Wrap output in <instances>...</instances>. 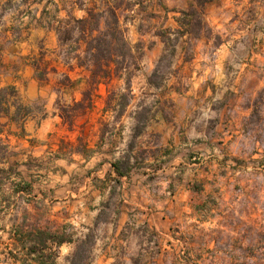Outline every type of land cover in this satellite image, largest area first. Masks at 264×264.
I'll return each instance as SVG.
<instances>
[{
    "label": "rangeland",
    "instance_id": "1",
    "mask_svg": "<svg viewBox=\"0 0 264 264\" xmlns=\"http://www.w3.org/2000/svg\"><path fill=\"white\" fill-rule=\"evenodd\" d=\"M49 1L0 0V40L12 45L7 49L0 46V91L7 88L12 94L7 97L8 104L11 106V116L16 115L19 106H22L21 116H25V119L14 122L10 127V132L16 134L10 135L13 153L10 162L19 163L18 172H21L24 179L33 186L31 196H28L27 192L15 193L9 188L0 190V209L9 202H12V208L14 205L18 207L17 201L29 199L31 212L27 213L38 220L41 213L38 208L32 207L37 191L42 200L52 205L53 220L57 219L55 214L61 212L62 208L58 199L53 203V200L49 199V193L38 189L37 185L45 180L52 182L53 178L60 175L67 176L68 168L74 164L79 165L80 160H84L85 164L89 162V156L100 143L101 137L103 135L105 137L110 131L109 123L114 122L112 112H103L108 95L112 92L119 93L121 88H125V81L117 77L107 84H101L97 90H94V94L98 95L95 110L77 116L73 127L63 121L59 116L62 108L65 107L60 103L61 98L67 97V100H71L67 106L82 100V93L89 88L90 73L85 69L70 67L59 58L57 56L59 41L56 32L47 34L39 27L41 22L39 20L43 17ZM56 1L60 3V0ZM140 1L142 3V0L132 2ZM189 2L190 0H167V3L165 0H144L143 6L135 5L129 12L120 11L121 23L126 28L127 37L134 47L139 68L134 72L131 80L132 95L126 92L131 97L130 104L121 120L114 123L120 124L121 121L129 118L135 119L137 113L140 114L138 117L141 124L138 128L142 130L136 131V123L133 129V140L128 144L130 152L135 151L138 145L144 144V137L149 133L151 142L162 145V147L151 149L145 146L136 159L137 168L143 167L144 159L151 155L158 161L156 171H159L161 166L170 163L180 151H183L187 139L181 135L183 129L175 132V139H173L174 121L188 112L187 101L193 99V91L197 96L202 89L209 96L214 94L216 86L209 79L210 77L218 78L214 76V73L225 76L236 73L235 87L225 94V101L218 105L221 111H226L237 97H244L241 112L247 116L249 123L264 122V116H262L264 112V23L258 20L259 13L264 11V4L261 0H212L204 7L210 31L203 34L201 39L193 42L192 45L180 44L175 58H172L170 53L165 52V45L157 34L165 28H177L176 19L180 16L178 12L186 10ZM76 15L81 17L83 13L77 11ZM228 25H234V30L229 31ZM209 44L217 54L215 66L206 51ZM17 45L22 47L18 48ZM70 45L73 44L70 43ZM42 53H46V64L42 69L49 73L47 83L39 80V73L32 65L35 59H40ZM173 64L176 65L175 69H172ZM169 75L172 77L171 82H169ZM66 76L71 79V83ZM180 78L191 81L187 89H184ZM60 82L63 85H60ZM166 83L167 87H165ZM205 85L208 87L205 88ZM241 85L244 86L243 91ZM145 89L155 90L154 94L158 93L159 98L153 105H146L145 100L141 99L145 96ZM130 109H135L134 116ZM212 110L217 111V106H213ZM158 116L159 119H157ZM8 120L5 118L3 122ZM153 122H155V130H153ZM210 126L222 130L221 138L217 140V143L224 144L233 139L231 134L223 135V132L228 131L224 127V121L210 122ZM113 134L119 135V133ZM195 143L200 145L201 141L197 140ZM202 155L199 151H190L187 163L199 165ZM253 160L260 161L264 165L259 151L253 154ZM56 161L61 163L56 164ZM112 163L102 160L96 168L87 173L88 182H93L92 174L98 170L95 177L97 183L94 187L104 186L98 183L101 177L105 182H114L117 185L118 177L113 171ZM243 163L236 164V167H242ZM132 173L133 168L128 177L120 179L121 183L118 186L127 187L132 179ZM142 175H148V173L145 172ZM154 179V176H149V180ZM13 180L18 178L13 177ZM136 181L138 184L144 183L139 172ZM231 183L235 185L233 191H239L240 185L235 183V178ZM5 190L10 195L6 196ZM86 190V185H82L80 191ZM201 191V185L197 184L193 187V192L198 194ZM49 192L55 198L56 189H49ZM172 195L175 197L176 193L173 192ZM191 198L189 193L182 195L185 203ZM68 199L74 205L79 199V192L69 188ZM225 199L230 200L231 196L227 195ZM172 203V201L161 203L159 208L161 215L156 217L152 213L151 206H146L141 201L139 193L135 191L128 193L127 198L120 201L121 210L117 212V216L121 221V227L116 235H123V229L126 226L124 221L128 219L130 210L135 209L142 213L145 235L149 242L155 245L154 251L148 255L146 264H165L164 257L169 253L177 255L182 252L183 255L180 258L183 260L193 249L200 248L207 240L204 255L196 256L197 261H202L205 256H211L213 252L219 251L217 246L222 239L221 234H230L237 240L240 238V233L236 227L232 226L231 219L213 211L216 202L211 199L205 202L199 197L194 209L196 215H191L192 207H187L185 214L190 216L192 226L202 229L207 235L205 237L199 233L182 234L181 228L175 226L174 218L166 212ZM107 206L111 207V204ZM242 219L243 225L247 226L252 235L264 240V208L244 212ZM0 231L8 235V239L14 244L15 239L8 230L0 228ZM13 244L12 246L15 247ZM84 254L85 259L80 264H91L87 249ZM7 255L10 264H16L17 260L10 255V251ZM91 259L93 260V257ZM99 260L96 264H115L114 258L110 255H107L106 259ZM173 264H178V261L173 259ZM184 264H190V261L184 260Z\"/></svg>",
    "mask_w": 264,
    "mask_h": 264
},
{
    "label": "clouds",
    "instance_id": "2",
    "mask_svg": "<svg viewBox=\"0 0 264 264\" xmlns=\"http://www.w3.org/2000/svg\"><path fill=\"white\" fill-rule=\"evenodd\" d=\"M165 2L167 3V0ZM261 3L264 4V0H261ZM258 20L264 23V11L259 13ZM227 27L229 31L234 30V25ZM0 46L7 49L12 45L0 40ZM17 47L20 48L22 45H17ZM206 51L215 66L217 54L211 44L208 45ZM175 67L176 65L173 64L172 69ZM235 75L236 73L229 76L214 73V76L218 78H209L216 86L211 96L204 89L198 96L193 91V99L187 101L188 112L174 121L173 139H175V132L183 129L181 135L187 139V144L178 156L170 163L161 166L159 171H156L158 161L154 160L151 155L144 159L143 167L137 168L136 159L145 146L151 149L162 147V145L151 142L149 133L144 137V144L138 145L135 151L130 152L128 144L133 140V129L137 122L129 118L121 121L120 124L109 123L110 131L92 151L87 164L84 160H80L79 165L74 164L68 168L67 176L60 175L53 178L52 182L45 180L37 185L38 189L49 193V199L53 200V203L58 199L62 208L61 212L55 214L57 219L53 220L52 205L41 199L39 191L35 194L36 198L32 207L38 208L41 213L37 226H42L53 234L47 241L45 249L50 264H75V256L82 248L87 249L91 264H96V261L91 258H98L101 253L112 256L115 264H146L148 255L154 251L155 245L150 243L145 235L142 213L135 209L130 210L128 219L124 221L126 226H124L123 235H116L121 227V221L117 216V212L121 210L120 201L126 199L127 194L133 191L139 193L141 201L146 206H151L152 213L156 217L161 215L160 204L172 201V206L168 207L166 212L174 218L175 226L181 228L182 234L196 235L199 233L205 237L207 235L202 229L192 226L190 216L185 214L186 208L192 207L191 215H196L194 209L197 197L205 202L209 199L215 201L216 207L213 211L230 218L232 226L236 227L240 233L238 240L230 234H221L222 239L217 246L219 251L213 252L211 256H205L202 261H197L196 256L204 255L207 240L200 248L193 249L183 260L180 258L183 255L182 252L177 255L169 253L164 257L165 264H173V259L177 260L178 264H184V260H189L190 264H264V240L252 235L247 226L243 225L242 219V213L264 208V165L260 161L253 160V154L257 151H259L261 160H264V122L249 123L247 116L241 112L244 97H237L226 111H221L218 107L225 101V94L235 87ZM180 79L184 89H187L191 81ZM171 80L172 77L169 75V82ZM167 86L166 83L165 87ZM207 87L208 85H205V88ZM240 87L243 91L244 86ZM120 91L123 92L125 89L121 88ZM154 91L145 89V96L141 99L145 100L146 105H153L154 101L159 98L158 93L154 94ZM60 103L67 106L71 100L62 97ZM213 106H217V111L212 110ZM116 110L119 111L118 108ZM130 112L134 116L135 109H130ZM159 118L158 116L157 119ZM217 120L224 121V127L228 131L223 132V135L231 134L233 139L230 142L217 143V140L221 138L222 130L210 126V122ZM153 130H155V122H153ZM113 133H119V135ZM197 140L201 141L200 145L195 143ZM190 151H199L203 154L199 165L187 163ZM121 158L128 159L133 168L132 179L127 187H120L114 182H105L103 177L98 183L104 186L94 187L97 183L95 177L98 170L92 174L93 182H88L87 173L96 168L102 160L114 162ZM240 162H244L243 166L237 168L236 164ZM60 163L56 161V164ZM138 172L144 181L143 184H138L136 181ZM145 172L148 175H142ZM222 173L224 175H221ZM149 176H154L155 179L149 180ZM234 178L235 183L240 185L239 191H233L235 185L231 181ZM197 184L202 187V191L198 194L193 192V187ZM82 185H86V191H80ZM69 188L79 192V199L74 205L68 199ZM49 189H56L55 198ZM114 190L115 195H113ZM173 192L176 193L175 197L172 195ZM183 193L191 194L192 198L187 203L182 199ZM4 194L10 195L7 190ZM227 195L231 196L230 200L225 199ZM17 204L18 207L14 205L11 211L5 210L3 216L0 217V228L8 230L13 236L15 234L13 225H19L22 222V215L25 212H31L29 206L23 201H17ZM108 204H111V207H108ZM98 216L101 219L97 220ZM60 218L63 219L60 220ZM242 225L243 227H238ZM0 238H2L0 240V264H10L7 255L9 251H13L19 258L16 264H40L39 260L34 259L27 251L35 244V241H26L24 247L21 248L19 245L13 247V242L3 231H0ZM65 243L69 244L68 252L61 251V246Z\"/></svg>",
    "mask_w": 264,
    "mask_h": 264
},
{
    "label": "trees",
    "instance_id": "3",
    "mask_svg": "<svg viewBox=\"0 0 264 264\" xmlns=\"http://www.w3.org/2000/svg\"><path fill=\"white\" fill-rule=\"evenodd\" d=\"M132 1L138 0H60L58 4L49 3L53 5V8L46 7L43 12L40 24L49 31H55L58 36L59 52L57 56L70 67L85 69L90 73L89 88L82 93V100L71 106H65L59 115L71 127L74 126L77 116L97 108L96 97L98 95L94 94V90H97L101 84L111 82L115 77L125 81V91L110 93L103 112H112L114 122L121 120L125 115L130 104L129 98H131L126 92L128 91L132 95L131 80L134 72L139 68V63L134 54V47L127 37V30L121 23L120 11L129 12L135 5L143 6L142 3H144V0L142 3L141 1ZM211 1L190 0L188 8L178 12L180 16L176 19L177 28H165L158 32L157 35L165 45V52L170 53L172 58H175L180 44L192 45L193 42L200 40L203 34L210 31L204 7ZM77 11L82 12L83 15L78 17ZM184 38L185 40H183ZM45 57L46 53H42L40 59H35L32 65L39 73V79L47 83L49 73L42 69L46 64ZM66 79L68 82H72L68 76ZM59 84L63 85L61 82ZM10 95L12 94L7 88L0 91V190L9 188L13 189L15 193L27 192L31 194L32 183L27 182L22 173L18 172L19 163L10 162L13 155L10 135H16L10 132V127L14 122L25 119L24 115L21 116L22 106L18 107L15 116H11V106L7 100ZM117 108L119 111L116 110ZM138 115L140 114L137 113L135 118L137 121L136 131L140 132L142 129L138 128L141 124ZM5 118L9 120L3 122ZM103 138L104 135L101 140ZM111 166L118 177L117 185H120L121 178L129 176L132 169L130 161L125 158L116 160ZM13 177H17L19 181L13 180ZM23 202L28 206L31 204L29 199ZM11 205L12 202H9L0 209V217L3 216L5 210L13 209ZM38 224V219L25 212L22 222L19 225H13L15 229V234L12 235L15 239L13 245L23 248L26 241H35V244L28 248V254L39 260L40 264H50L45 249L47 241L53 234L42 226L38 227ZM85 252V248L77 252L75 264H80L85 259ZM10 255L15 260L19 259L13 251H10Z\"/></svg>",
    "mask_w": 264,
    "mask_h": 264
},
{
    "label": "crops",
    "instance_id": "4",
    "mask_svg": "<svg viewBox=\"0 0 264 264\" xmlns=\"http://www.w3.org/2000/svg\"><path fill=\"white\" fill-rule=\"evenodd\" d=\"M51 2H53V3H55V4H58V1H54V0H50L49 1V3H51ZM57 2V3H56ZM33 4H35V3H33ZM48 6V8L49 9H52L53 8V5L52 4H48L47 5ZM46 6V7H47ZM46 7H45V9H46ZM33 19H34V17H33ZM39 21H41V20H39ZM39 27L40 28H42V29H44L45 31H46V33L47 34H50V33H52V32H54V31H49L47 28H44L41 24L39 25ZM39 27H37V28H39ZM40 80V79H39ZM41 81V80H40ZM42 82V81H41ZM42 83H44V82H42ZM125 178V177H124ZM32 193H33V191H32ZM32 193L31 194H28V196H31L32 195ZM20 194V193H19ZM35 196V195H34ZM30 206V205H29ZM97 220H99V216L97 217ZM61 251L62 252H68L69 251V244L68 243H65L63 246H61ZM106 259L107 258V255H104V254H100V256H98V258L97 257H93V260H95L96 261V263H98L100 260L99 259Z\"/></svg>",
    "mask_w": 264,
    "mask_h": 264
}]
</instances>
